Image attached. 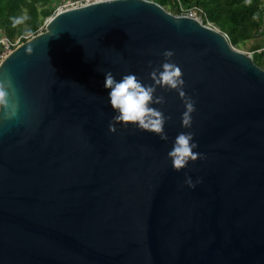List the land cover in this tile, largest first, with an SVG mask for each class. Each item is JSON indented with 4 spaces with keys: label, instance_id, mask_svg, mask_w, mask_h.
<instances>
[{
    "label": "water",
    "instance_id": "1",
    "mask_svg": "<svg viewBox=\"0 0 264 264\" xmlns=\"http://www.w3.org/2000/svg\"><path fill=\"white\" fill-rule=\"evenodd\" d=\"M165 49L192 128L158 89L167 142L110 133L104 71L151 83ZM6 74L23 107L0 121V264H264V69L218 29L149 0L77 6L8 53ZM189 130L204 157L177 172L167 153Z\"/></svg>",
    "mask_w": 264,
    "mask_h": 264
},
{
    "label": "clouds",
    "instance_id": "2",
    "mask_svg": "<svg viewBox=\"0 0 264 264\" xmlns=\"http://www.w3.org/2000/svg\"><path fill=\"white\" fill-rule=\"evenodd\" d=\"M28 17L20 15L13 17L14 25H21ZM163 62L153 67L150 72L151 83H145L144 79L135 72L123 74L119 79L111 70L104 71V87L108 90L107 101L114 115L109 122V132L115 133L118 126H133L139 130L159 134L162 141L167 142L169 137L165 131V125L170 116H166L162 105L166 103L162 94H157L158 89L166 91L175 90L185 105L182 114V127L191 129L193 125V113L196 111V101L185 92V80L181 67L173 60L175 52L165 49L162 53ZM22 102L18 88L13 77L9 74L0 76V121L20 120ZM192 131H182L176 137L167 156L172 168L180 172L188 167L190 162L203 158L204 154L198 152V142L194 139ZM202 180L193 181L191 176L185 177V184L195 189Z\"/></svg>",
    "mask_w": 264,
    "mask_h": 264
},
{
    "label": "trees",
    "instance_id": "3",
    "mask_svg": "<svg viewBox=\"0 0 264 264\" xmlns=\"http://www.w3.org/2000/svg\"><path fill=\"white\" fill-rule=\"evenodd\" d=\"M162 6L173 15H184L192 8L202 11L199 19L204 25L211 24L221 33L227 35L232 47L239 49L241 45L253 40L260 29L257 18L260 12V0H149ZM60 0H0V33L11 44L19 39L22 43L26 37L36 35L45 21L54 15ZM26 15L24 24L14 25L13 17ZM261 45H253V61L264 69V54L256 59Z\"/></svg>",
    "mask_w": 264,
    "mask_h": 264
},
{
    "label": "built area",
    "instance_id": "4",
    "mask_svg": "<svg viewBox=\"0 0 264 264\" xmlns=\"http://www.w3.org/2000/svg\"><path fill=\"white\" fill-rule=\"evenodd\" d=\"M104 1H109V0H71L69 1L66 5L62 6L61 8L57 9V11L55 13H58L60 11L66 10V9H70V8H74L77 6H84V5H90V4H94V3H99V2H104ZM54 13V14H55ZM202 14V11L198 8H192L190 10H188L184 15L182 16H187V17H191L194 19H197L200 21V19H198L197 17H199V14ZM209 26L215 28L214 26H212L211 24H208ZM43 28H41L42 30ZM225 35V34H224ZM226 38L228 39L227 35H225ZM16 46H18L17 44H11L9 43V41H7V39L5 37H2L0 39V61L8 54L10 53ZM249 55H253V52H246ZM255 53H259V54H264V48H261L260 50H258Z\"/></svg>",
    "mask_w": 264,
    "mask_h": 264
},
{
    "label": "rangeland",
    "instance_id": "5",
    "mask_svg": "<svg viewBox=\"0 0 264 264\" xmlns=\"http://www.w3.org/2000/svg\"><path fill=\"white\" fill-rule=\"evenodd\" d=\"M69 1H71V0H60V3L57 4V6H56V8H55V12L57 11V9H59V8H61L62 6L66 5ZM55 12H54V13H55ZM257 17H258V16H257ZM197 18L199 19V17H197ZM42 28H43V27H42ZM215 28H216V27H215ZM42 30H43V29H42ZM42 30H41V28H40L39 32H41ZM39 32H38V33H39ZM2 37H4V36L0 33V39H1ZM30 38H31V37H26L25 39L28 40V39H30ZM256 42H257V40H256V39H253V40H250V41L246 42L245 44L241 45L240 47H238L239 49H237V48H235V49L238 50V51H241V52H243V53L251 52V51H250V47H252ZM15 43H16L17 45L22 44V42H21L19 39H16V40H15ZM259 58H260V54L258 53V54H256V59H259Z\"/></svg>",
    "mask_w": 264,
    "mask_h": 264
},
{
    "label": "crops",
    "instance_id": "6",
    "mask_svg": "<svg viewBox=\"0 0 264 264\" xmlns=\"http://www.w3.org/2000/svg\"><path fill=\"white\" fill-rule=\"evenodd\" d=\"M260 2V12L257 15L260 29L253 39L257 40L254 45H261V47L264 48V0H260Z\"/></svg>",
    "mask_w": 264,
    "mask_h": 264
}]
</instances>
